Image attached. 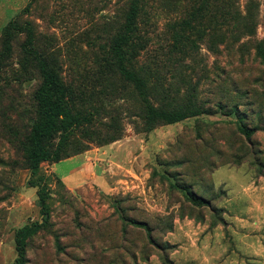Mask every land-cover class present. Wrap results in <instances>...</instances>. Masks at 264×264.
Returning a JSON list of instances; mask_svg holds the SVG:
<instances>
[{"label":"rangeland","instance_id":"1","mask_svg":"<svg viewBox=\"0 0 264 264\" xmlns=\"http://www.w3.org/2000/svg\"><path fill=\"white\" fill-rule=\"evenodd\" d=\"M127 3L0 0V264L15 260L25 225L37 227L26 264H264V0H220L215 19L191 17L196 1L142 0L132 64L140 88L109 66ZM12 21L27 26L34 51L72 90L74 111L90 118L65 145L96 165L77 190L52 164L33 172L26 160L41 76L24 30L3 52ZM145 101L209 114L149 129ZM240 123L255 130L249 139ZM176 186L210 207L192 206Z\"/></svg>","mask_w":264,"mask_h":264},{"label":"trees","instance_id":"2","mask_svg":"<svg viewBox=\"0 0 264 264\" xmlns=\"http://www.w3.org/2000/svg\"><path fill=\"white\" fill-rule=\"evenodd\" d=\"M141 1L142 0H128L127 11L124 15L123 23L111 44L109 58V66H114L126 81L132 82L137 88L142 86V82L133 71L132 64L135 55L140 49L138 44L141 42V39L138 37V33L141 24ZM169 1L174 2L175 0ZM189 1H196V3H198L197 9L190 13V16L194 19H201L203 13L209 15L208 17L211 19L221 16L218 9H216V5L220 0ZM185 25L187 28H191L189 22H185ZM21 30H24L27 36L23 44V51L27 56L33 58L41 76V83L34 94L37 119L31 125L27 144L24 148V154L29 167L35 172L42 163L54 164L73 157L65 151L67 140L75 130L89 123L90 118L74 111L72 90L61 83L57 74L51 70L45 60L34 51L27 26L20 27L15 21H12L3 29L1 40V44L4 45L3 52L8 51L9 41L13 33L18 31L21 32ZM259 57L264 65L263 51L259 52ZM144 106L143 117L149 129L156 122L169 125L200 114H209L208 111L197 109L196 107H192V105H188L185 109L174 111L156 109L148 101H145ZM232 112L235 111L232 110ZM236 128L246 139H249L255 132L253 128H248L241 123L237 125ZM53 139H56L55 145L52 143ZM59 183L62 185L60 181ZM176 188L178 189L179 187L176 186ZM179 190L192 206L196 208L210 207V203L207 199L197 195L189 187H181ZM38 197L41 203V209L43 213H46L47 205L45 202V194L38 192ZM128 221L130 224L142 227L148 239H150L149 228L144 223L133 220ZM36 231V225H25L16 231L14 240L17 256L11 264H26V240Z\"/></svg>","mask_w":264,"mask_h":264},{"label":"crops","instance_id":"3","mask_svg":"<svg viewBox=\"0 0 264 264\" xmlns=\"http://www.w3.org/2000/svg\"><path fill=\"white\" fill-rule=\"evenodd\" d=\"M91 156L80 154L54 163L51 165L52 171L65 188L71 191L77 190L83 186L86 179L96 178V165ZM68 162L74 163V165L68 169H63L61 166Z\"/></svg>","mask_w":264,"mask_h":264}]
</instances>
